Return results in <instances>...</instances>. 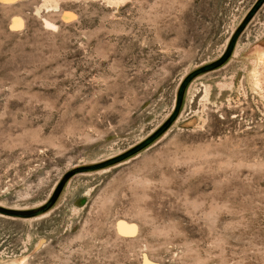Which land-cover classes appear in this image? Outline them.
Segmentation results:
<instances>
[{
	"label": "rangeland",
	"instance_id": "obj_1",
	"mask_svg": "<svg viewBox=\"0 0 264 264\" xmlns=\"http://www.w3.org/2000/svg\"><path fill=\"white\" fill-rule=\"evenodd\" d=\"M144 257L264 264V0H0V264Z\"/></svg>",
	"mask_w": 264,
	"mask_h": 264
},
{
	"label": "bare ground",
	"instance_id": "obj_2",
	"mask_svg": "<svg viewBox=\"0 0 264 264\" xmlns=\"http://www.w3.org/2000/svg\"><path fill=\"white\" fill-rule=\"evenodd\" d=\"M15 26H17L19 23H20V19L19 18H14L13 19V22H12ZM122 221V220H121ZM126 223H127V221H125ZM124 221H123V223H125ZM129 225V224H128ZM118 226V228L121 230V229H123V230H125V231H128V232H132L133 230L135 231V229L132 227V226H123V225H121V224H119V225H117ZM137 226V225H136ZM134 227H135V225H134ZM136 228V227H135ZM151 261H153V260H151ZM151 261H148V260H145V257H144V261H143V263L142 264H156V263H154V262H151Z\"/></svg>",
	"mask_w": 264,
	"mask_h": 264
},
{
	"label": "trees",
	"instance_id": "obj_3",
	"mask_svg": "<svg viewBox=\"0 0 264 264\" xmlns=\"http://www.w3.org/2000/svg\"><path fill=\"white\" fill-rule=\"evenodd\" d=\"M185 84H186V82H184V84H183V87L185 86ZM183 87H182V89H183ZM181 89V90H182ZM181 98V92H180V94H179V99ZM145 143H147V142H145Z\"/></svg>",
	"mask_w": 264,
	"mask_h": 264
}]
</instances>
